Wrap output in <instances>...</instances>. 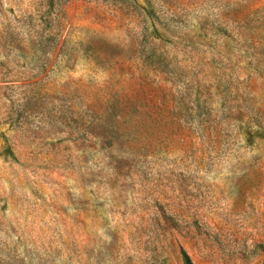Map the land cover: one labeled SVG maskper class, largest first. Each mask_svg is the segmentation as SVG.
<instances>
[{
    "label": "rangeland",
    "instance_id": "374dc122",
    "mask_svg": "<svg viewBox=\"0 0 264 264\" xmlns=\"http://www.w3.org/2000/svg\"><path fill=\"white\" fill-rule=\"evenodd\" d=\"M264 264V0H0V264Z\"/></svg>",
    "mask_w": 264,
    "mask_h": 264
},
{
    "label": "trees",
    "instance_id": "16d2710c",
    "mask_svg": "<svg viewBox=\"0 0 264 264\" xmlns=\"http://www.w3.org/2000/svg\"><path fill=\"white\" fill-rule=\"evenodd\" d=\"M182 255H183L184 264H194L191 257L187 254V252L183 250Z\"/></svg>",
    "mask_w": 264,
    "mask_h": 264
}]
</instances>
